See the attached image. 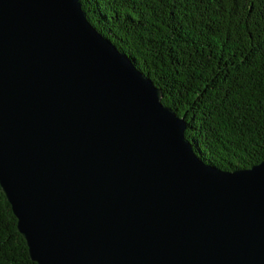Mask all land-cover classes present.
<instances>
[{"label":"water","instance_id":"1","mask_svg":"<svg viewBox=\"0 0 264 264\" xmlns=\"http://www.w3.org/2000/svg\"><path fill=\"white\" fill-rule=\"evenodd\" d=\"M80 0H0V187L37 264H264V160L218 168Z\"/></svg>","mask_w":264,"mask_h":264},{"label":"trees","instance_id":"2","mask_svg":"<svg viewBox=\"0 0 264 264\" xmlns=\"http://www.w3.org/2000/svg\"><path fill=\"white\" fill-rule=\"evenodd\" d=\"M225 170L264 160V0H80ZM0 264H37L0 187Z\"/></svg>","mask_w":264,"mask_h":264}]
</instances>
